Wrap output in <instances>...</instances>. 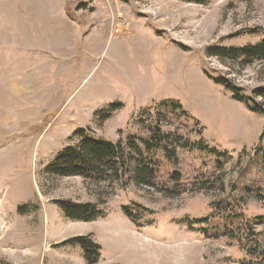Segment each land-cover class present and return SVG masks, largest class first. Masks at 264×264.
<instances>
[{
	"label": "rangeland",
	"instance_id": "374dc122",
	"mask_svg": "<svg viewBox=\"0 0 264 264\" xmlns=\"http://www.w3.org/2000/svg\"><path fill=\"white\" fill-rule=\"evenodd\" d=\"M60 1L51 19L65 28L47 31L49 11L39 20L30 0H0V264H89L81 246L64 245L77 236L101 245L95 264H258L264 59L213 51L264 42V0H63L62 13ZM170 100L193 118L172 113ZM115 103L112 117L97 116ZM151 124L224 155L158 152L152 186L130 172L103 181L46 173L79 129L141 144ZM57 201L96 204L105 216L72 220Z\"/></svg>",
	"mask_w": 264,
	"mask_h": 264
},
{
	"label": "trees",
	"instance_id": "16d2710c",
	"mask_svg": "<svg viewBox=\"0 0 264 264\" xmlns=\"http://www.w3.org/2000/svg\"><path fill=\"white\" fill-rule=\"evenodd\" d=\"M190 2L203 3L206 0H186ZM249 1V0H243ZM213 55L217 56H246L252 59H264V42L246 48H217ZM205 75L213 82L226 87L234 94V99L246 103L255 112H261V108L249 104L250 99L242 96L239 88L229 84L226 79L214 77L208 72ZM166 102V106L172 113L181 114L184 117L191 118L190 114L183 108V105L175 103V101ZM122 103H115L109 109L97 113V116L102 119L112 117L113 113L122 108ZM193 118V117H192ZM151 136L142 138L141 144L136 140L127 139L125 142L119 140L117 142L106 139H97L90 136L86 129L75 131L73 137L79 139L77 145L66 146L60 151L54 159L46 167V173L53 176H81L92 181H103L107 179L117 180L127 172L131 173V179L136 183L144 186L154 185V181L158 174V169L155 164V156L158 152H163L165 156L174 161L176 159V148L182 149L195 148L203 152L211 153L214 156L222 157V154L217 148H210L203 142L198 144L190 142H182L175 135V132L167 131L161 124H151L149 126ZM151 154V155H149ZM134 163V166H132ZM133 173V175H132ZM264 197V195H263ZM264 199V198H263ZM58 206L63 210L64 214L72 220L77 221H94L99 217L105 216L104 211L96 204L92 203H74L72 201H57ZM22 209V208H20ZM124 213L134 222L138 221L134 216V212H130L128 207H124ZM264 223V216L258 217ZM204 220H197L201 222ZM229 235V233H227ZM236 236H231L235 238ZM79 245L85 252V258L89 264H95L101 258V245L93 242L90 238L84 236L73 237L64 242V245ZM253 248V246H250ZM254 250H251L257 257L260 256V244H256ZM250 248V249H252ZM262 260L258 264H264V256H260ZM243 264V263H242Z\"/></svg>",
	"mask_w": 264,
	"mask_h": 264
},
{
	"label": "crops",
	"instance_id": "0c3cea01",
	"mask_svg": "<svg viewBox=\"0 0 264 264\" xmlns=\"http://www.w3.org/2000/svg\"><path fill=\"white\" fill-rule=\"evenodd\" d=\"M29 5L31 7V11H32L31 13L33 14L32 17H34V13H37L38 16L35 15L36 16L35 18H38L39 20L40 19L41 20H47V19H45L46 15H43V14L48 13V11H49L50 14L52 13V7L54 5H56V0H30V4ZM59 5H60V12L62 13L61 7L66 12V6H64L66 4L63 5V0L60 1ZM41 7H43L44 10ZM61 13H60L59 16L63 17V18H61L62 21L63 20L65 21V20L69 19L68 18V14H61ZM51 15L49 16L50 17L49 23L51 24L49 26L50 28H47L48 30L46 28L45 29L47 31L63 30L65 27L61 24V20L60 19L59 20L51 19V18H53V16H55V15H52V16ZM34 23H37V22L34 20ZM45 23H46V21H45ZM33 28L34 27L32 26V30H33ZM34 30L42 31L40 27H38V28L35 27ZM42 32H44V31H42ZM45 52L48 53V51H45ZM51 53H55V52L51 51Z\"/></svg>",
	"mask_w": 264,
	"mask_h": 264
}]
</instances>
